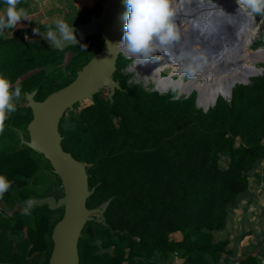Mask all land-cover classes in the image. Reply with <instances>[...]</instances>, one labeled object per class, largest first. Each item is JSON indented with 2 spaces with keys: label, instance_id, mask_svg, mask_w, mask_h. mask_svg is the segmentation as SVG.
Listing matches in <instances>:
<instances>
[{
  "label": "trees",
  "instance_id": "16d2710c",
  "mask_svg": "<svg viewBox=\"0 0 264 264\" xmlns=\"http://www.w3.org/2000/svg\"><path fill=\"white\" fill-rule=\"evenodd\" d=\"M101 1L82 9L80 22L100 15ZM18 7L27 10L28 4L20 0ZM48 28L16 25L0 35V75L21 88V96L36 91L38 101L70 84L103 44L100 34L65 50L27 38ZM120 56L115 94L100 91L76 104L59 125L64 149L86 164L95 188L88 208L112 199L106 225L95 219L82 231L80 264H220L230 251L215 233L226 227L229 208L249 189L250 173L264 158V73L236 84L231 96L219 97L205 112L193 96L176 98L129 82ZM64 63L66 72L47 74L49 66ZM15 107L0 131V176L10 182L0 196V264H49L53 229L64 210L24 203L51 196H36L35 189L42 164L53 169L21 143L32 111L27 102ZM177 232L179 241L171 238Z\"/></svg>",
  "mask_w": 264,
  "mask_h": 264
},
{
  "label": "water",
  "instance_id": "95a60500",
  "mask_svg": "<svg viewBox=\"0 0 264 264\" xmlns=\"http://www.w3.org/2000/svg\"><path fill=\"white\" fill-rule=\"evenodd\" d=\"M101 6L100 15H92L87 22L73 24L75 42H65L63 46L58 47L48 35V32H54L55 28L43 29L38 31L35 36L36 40L44 41L47 47L57 50H65L71 46H76L85 39L98 34L103 39L100 51L77 72L76 78L70 84L52 92L42 101L35 99L36 91L27 93L25 96L27 107L32 111V120L27 126L29 139L26 140L23 132H21V143L36 153L43 155L49 161L64 188V195L59 199L48 196L24 201L28 207L46 205L51 210H64L62 218L53 229V250L49 264H80L78 244L83 229L96 216L106 225L105 212L112 201L110 198L97 208H88L87 201L95 191V188L90 189L87 166L64 149L62 145L63 137L59 131L62 117L67 111L72 110L76 104H81L86 99L92 100L95 94L105 88L110 90L109 97L111 98L115 94L116 89L120 88L119 81L114 79V74L117 70L118 58L123 52L115 45H118L123 39L124 14L127 9L124 0H102ZM206 9L204 8L201 13L191 16L190 21L192 22L189 23L190 30L187 38L192 39L201 33L202 29L192 30L194 28L192 24L197 23V25H200L199 22L202 23L203 20H200L201 15H204V10ZM236 27V23L217 26L212 32V35L216 34L209 36L205 40V42L210 40L214 42V46L210 45L211 43H208V45L214 48L212 52H215L214 57L217 56L214 60H217L220 65L218 67L219 72L225 71L224 52L233 45L234 29ZM218 33H221V35L218 36ZM59 35L57 33V36ZM178 43V49L189 44V42L185 43V40L181 38H179ZM257 69L258 72L252 74L251 77L263 74L262 68ZM249 82L250 78H247L237 84H248ZM235 85L231 84L229 87L228 96H231ZM185 96L189 97V94L185 93ZM179 97L180 95L178 94L176 98ZM216 102L217 100L212 106ZM196 106L200 108L198 96ZM209 108L203 107L202 109L206 112Z\"/></svg>",
  "mask_w": 264,
  "mask_h": 264
},
{
  "label": "bare ground",
  "instance_id": "6f19581e",
  "mask_svg": "<svg viewBox=\"0 0 264 264\" xmlns=\"http://www.w3.org/2000/svg\"><path fill=\"white\" fill-rule=\"evenodd\" d=\"M172 7L176 10L173 22L178 29L179 37L185 40V43L189 42L190 45L178 49L179 43L176 41L173 45L154 53L150 61L146 63L142 57L127 56L135 60V68L148 82H154L155 88L160 93L171 90L179 95L185 93L190 95L196 89L198 90L200 108L211 107L219 97H229L231 84L249 79L252 74L258 72L257 67L249 61L264 62V48L251 51L250 46L261 34L264 22L258 23L253 18V14H248L250 10H238L237 0H230L227 3L222 2V0H218L216 3L212 0H173ZM204 8L207 9L204 10V15H201L202 23L199 22L200 25L192 24L194 26L192 30L202 29L201 33L192 39L187 38L190 30L189 23L192 22L190 21L191 16L201 13ZM234 23L237 24V27L234 29L233 45L224 52L225 71L219 72L218 67L220 65L217 60H214L217 56L214 57L215 52H212L214 42L210 40L206 43L205 40L216 34L212 35L215 27ZM219 35L221 33H218ZM208 43L213 46L208 45ZM187 53L201 57L198 63L202 65L200 71L194 77L192 76L189 81L184 80L186 73L183 71V68L191 62L190 57L186 55ZM168 68L171 69V73L164 77L162 72ZM176 75L179 78L176 79L174 77Z\"/></svg>",
  "mask_w": 264,
  "mask_h": 264
},
{
  "label": "clouds",
  "instance_id": "9594fccd",
  "mask_svg": "<svg viewBox=\"0 0 264 264\" xmlns=\"http://www.w3.org/2000/svg\"><path fill=\"white\" fill-rule=\"evenodd\" d=\"M5 14L0 17V35L5 30H12L18 23L28 19V12L24 7H18L20 0H3ZM127 11L124 14L126 23L122 41L115 45L126 56L142 57L149 62L157 51L173 45L179 40V33L173 18L176 14L172 7L173 0H124ZM238 10H250L253 13L264 12V0H237ZM57 33L60 35L57 36ZM49 38L61 47L65 42H75L73 25L59 20L55 24V31L48 32ZM191 62L183 71L189 76H195L202 65L198 63L201 57L187 53ZM21 96V88H12L11 82L4 75H0V131L11 113L16 111L14 99ZM10 182L0 176V196L9 190Z\"/></svg>",
  "mask_w": 264,
  "mask_h": 264
},
{
  "label": "crops",
  "instance_id": "0c3cea01",
  "mask_svg": "<svg viewBox=\"0 0 264 264\" xmlns=\"http://www.w3.org/2000/svg\"><path fill=\"white\" fill-rule=\"evenodd\" d=\"M28 4L27 12L32 0H25ZM44 17L33 15L39 19H47L61 11L62 2L67 10L93 6L95 0H38ZM82 4V6H80ZM228 165V164H227ZM258 165V166H257ZM250 173L249 189L242 193L234 205L229 208L226 227L215 233L219 241H227L230 254L222 258L220 264H241L242 260L251 258L246 264H264V158L261 159ZM177 234L176 241L181 240ZM182 260V259H181Z\"/></svg>",
  "mask_w": 264,
  "mask_h": 264
},
{
  "label": "rangeland",
  "instance_id": "374dc122",
  "mask_svg": "<svg viewBox=\"0 0 264 264\" xmlns=\"http://www.w3.org/2000/svg\"><path fill=\"white\" fill-rule=\"evenodd\" d=\"M59 3L62 2L63 0H57ZM97 1L99 0H95L93 6L97 3ZM214 3L218 2V0H212ZM230 0H222V2L227 3ZM69 4L72 3V0H68ZM173 4V3H172ZM62 7L60 8L61 11H59L58 14H56L54 17L51 16L47 19H39L36 18L33 15L35 14H40L39 17H44L45 13L42 14V9L39 5L38 0H32L29 6V15H28V19L27 20H23L17 24V26H21V27H25V28H32L34 26L37 25H44L46 24L47 26L51 27V28H55V24L57 21L59 20H63L66 21L69 25H73L76 23H79L81 20V10L78 9H71V10H67V8H65V4L62 2ZM80 6H82V4H80ZM91 6V7H93ZM85 8V7H84ZM5 14V9H3L0 12V16H4ZM253 18L258 22H264V12L262 13H253ZM126 23V21H125ZM36 36V33L31 32L27 35V38H33ZM264 48V27L262 29L261 34H259L257 36V38L255 39V42L250 46V50L251 51H256L259 48ZM71 55L72 53L69 52L67 54V58H66V63L70 61L71 59ZM122 58H124L126 60L125 65L122 68V73L125 74V76L129 77V82H133L135 84L141 85L144 89L148 90V91H157L160 93V91H158L155 88V83L150 81L148 82L143 75L140 73L139 70H137L135 68V60L134 59H130L128 58L124 53H121ZM66 63H64L63 65H58V66H49L46 69L47 74L50 77H55L57 75H59L60 71L64 72L65 71V65ZM249 63L255 65L257 68H262L263 69V73H264V62H251L249 61ZM263 63V64H262ZM134 64V65H133ZM66 72V71H65ZM171 73V69L168 68L166 70H164L162 72V75L164 77L169 76ZM187 75V76H186ZM176 79L179 78L178 75L174 76ZM192 76H189L187 73L184 76V80L185 81H189L191 79ZM255 77V76H254ZM102 91H104V95H108V93L110 92V90L108 88L103 89ZM161 94H174V95H178L177 93L173 92V91H169L166 93H161ZM197 90L194 89L192 94H190L189 96H193L195 101L197 100ZM180 96H185V94H182ZM228 98V97H227ZM89 101V99L84 100L85 103H87ZM14 104L15 106H17V104H24L26 101V98L24 96H20L19 99H14ZM83 102V103H84ZM24 138L26 140L29 139V134L28 131L27 133H23ZM27 136V137H26ZM43 156V155H42ZM44 157V156H43ZM42 159V157L40 158ZM229 163V158L226 156H223L222 159L220 160V165L222 167H226L227 164ZM257 165V164H256ZM258 166V165H257ZM39 175H42V177L40 179H38V182L36 184V192L35 195L36 196H40V195H47V194H51V196L55 197L56 199H59L60 197H62L64 195V188L62 186V182L58 181V176L54 173V171L49 170L45 164H42V168L41 170L38 171ZM61 181V180H60ZM2 209H4L6 212H9V209L5 206L2 205ZM60 216V214H57L56 218H58ZM95 219H100L98 216H96L93 220ZM178 238L181 239V236H179L180 234H177ZM171 238L176 240V236L175 235H171ZM166 264H182V260L181 259H177L174 261H167Z\"/></svg>",
  "mask_w": 264,
  "mask_h": 264
}]
</instances>
